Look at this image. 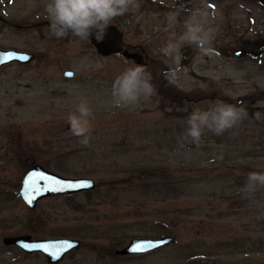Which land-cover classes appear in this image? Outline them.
I'll return each instance as SVG.
<instances>
[{"label": "rangeland", "instance_id": "obj_1", "mask_svg": "<svg viewBox=\"0 0 264 264\" xmlns=\"http://www.w3.org/2000/svg\"><path fill=\"white\" fill-rule=\"evenodd\" d=\"M142 1L137 13L111 23L148 53L137 49L156 94L124 107L114 103L112 83L142 63L102 56L90 40L57 39L45 26L28 28L46 20L47 0H0V48L36 54L30 64L0 71V264H264V188L251 198L241 192L248 173L264 171V7L259 0H207L221 53L193 56L170 81L161 64L171 61L159 49L178 0ZM239 49L256 56L224 53ZM65 69L75 75L65 77ZM239 97L248 113L241 124L221 136L205 131L199 146L179 148L195 107ZM81 99L93 111L88 147L66 123ZM35 164L97 186L30 208L19 191ZM26 234L81 245L51 263L4 243ZM167 235L175 242L160 249L118 252L134 238Z\"/></svg>", "mask_w": 264, "mask_h": 264}, {"label": "clouds", "instance_id": "obj_2", "mask_svg": "<svg viewBox=\"0 0 264 264\" xmlns=\"http://www.w3.org/2000/svg\"><path fill=\"white\" fill-rule=\"evenodd\" d=\"M178 0L166 14L167 35L159 51L166 57L165 75L170 81L175 80L182 71L185 59L182 49L190 47L199 58L211 55L215 50L213 42L216 28L208 12L207 0ZM138 0H47L44 5L49 32L57 39L69 36L88 41L95 38L103 42L111 22L126 13H137ZM137 21L140 16L134 17ZM151 73L142 65L124 68L116 76L111 87V96L118 106L132 107L141 99L151 98L156 94ZM248 116L243 106L217 99L206 109L195 107L186 118V129L177 137L179 148L186 144L199 146L205 131L216 136L236 128ZM93 111L86 99H81L66 117L70 133L79 139V143L88 147L93 130L91 119ZM264 188V171L248 173L241 192L246 198Z\"/></svg>", "mask_w": 264, "mask_h": 264}, {"label": "water", "instance_id": "obj_3", "mask_svg": "<svg viewBox=\"0 0 264 264\" xmlns=\"http://www.w3.org/2000/svg\"><path fill=\"white\" fill-rule=\"evenodd\" d=\"M259 2L264 7V0H259ZM90 42L95 46L97 52L102 56H109L112 54H122L125 58L133 59L137 64L142 63L143 57L141 54L130 53L128 51L129 45L124 40V33L115 24H111L109 26V28L107 30V36L105 37L103 42H97L94 37L90 39ZM215 51H217L218 53H221V51L219 49H215ZM7 53H12L13 59L6 60L3 63H0V71H1V68L3 66L8 65L10 63L17 62L19 64H30L36 58V55L33 52H28V51L14 49V48H8V49L0 48V58H2ZM224 53L225 54L232 53L236 57L240 58V57L244 56L246 53H248V51L241 50V49H239V50H226ZM249 54L252 57L256 56V53H253V52H249ZM21 56H27V57H29V59L22 60V59H20ZM68 72H71L73 75L75 73V71H73V70H67V71H65L66 77H72L73 76V75L72 76L66 75V73H68ZM244 102H245L244 98L239 97L237 99L236 103H234V104H238V105L242 106L244 104ZM33 172H42V173L47 174L49 176L57 177L64 182H72V183L83 182V183L89 184L90 186L86 187V188H71V189L66 188L63 191H57V192L47 191V192H40V193H31V194L36 196V199L33 201L32 204H29V203H27V195L30 194V190L25 189V180L29 176V174H31ZM38 183H46V182H38ZM96 186H97L96 182L92 178H88V177H66V176H62L56 172H53L51 170L46 169L41 164H35V165H33V167H31V169H29L27 171V173H26V175L22 181V186L20 188L19 195L22 198V200L28 205V207L35 208L37 206L38 202L45 197L72 195V194H76V193H80V192H87V191L94 190L96 188ZM66 242L72 243L73 247L71 249H69L68 251H66L61 256V258L58 260H54L49 254L45 253L41 249H29V248L24 247L25 244L32 245V244H43V243H66ZM173 242H175V237L171 236V235L160 237V238H134L130 241V243L123 250L118 251V252L121 254H143V253H147L150 251L160 249V248L165 247L169 244H172ZM4 243L6 245H15V246L19 247L20 249H22L23 251H25L26 253H34V252H38V251L43 252L47 256L49 262H51V263L59 262L60 260L63 259V257L67 253H69L70 251H72L73 249H75L81 245V241L79 239H74V238H69V237L34 239V238H32L31 235H28V234L5 237ZM136 244L145 245L147 247V250L142 251V252L131 251V249ZM148 246H150V247H148Z\"/></svg>", "mask_w": 264, "mask_h": 264}, {"label": "snow or ice", "instance_id": "obj_4", "mask_svg": "<svg viewBox=\"0 0 264 264\" xmlns=\"http://www.w3.org/2000/svg\"><path fill=\"white\" fill-rule=\"evenodd\" d=\"M13 59L12 53H7L2 58H0V63H3L6 60ZM20 59L27 60L29 57L21 56ZM68 76H72L71 72L66 73ZM38 182H46V183H38ZM90 185L87 183H72V182H64L61 179L53 176H49L42 172H33L29 174V176L25 180V189L30 190V194L27 195V203L32 204L36 199V196L31 193H40V192H57L63 191L68 188H86ZM25 248L29 249H41L45 253L49 254L54 260H58L61 256L73 247L72 243H43V244H32L24 245ZM150 247V246H148ZM147 247L143 244H136L131 251L133 252H142L146 251Z\"/></svg>", "mask_w": 264, "mask_h": 264}, {"label": "flooded vegetation", "instance_id": "obj_5", "mask_svg": "<svg viewBox=\"0 0 264 264\" xmlns=\"http://www.w3.org/2000/svg\"><path fill=\"white\" fill-rule=\"evenodd\" d=\"M111 24H113V23H111ZM48 25H49V21L46 19V20H43V21H40V22H34V23H31V24H28L27 26H28V28H31V26L32 27H38V28H42L43 26H45V27H47L48 28ZM116 25V24H115ZM121 30V29H120ZM70 37V36H69ZM69 37H67V38H69ZM64 39H66V38H64ZM124 40H125V37H124ZM125 42L129 45V47H128V51L130 52V53H137V52H139L137 49H140V51H142V53H145V56L147 57H149V55H148V53H146V51H145V49L143 48V47H141L140 45H138V44H136V45H133V44H131V43H129V42H127L126 40H125ZM213 48H214V50H215V46H213ZM5 49V48H4ZM6 49H8V48H6ZM15 49V48H14ZM20 50V49H19ZM24 51H27V50H24ZM28 52H32V51H28ZM182 52H183V55L185 56V59L182 61V66H184L186 63H189L190 62V60L192 59V57L193 56H195V53L193 52V50L192 49H190L189 47H185L184 49H182ZM34 53V52H33ZM213 53H218L217 51H214ZM36 55V54H35ZM204 58H206V59H208L209 58V56H206V57H204ZM158 61H160V60H158ZM15 63H17V62H15ZM160 63V62H159ZM142 64H143V66L144 67H146L147 66V64L143 61L142 62ZM162 65V70L164 71V69H165V65H164V63L163 64H161ZM67 70H71V69H65L64 70V76H65V71H67ZM74 75H75V73H74ZM73 75V76H74ZM72 76V77H73ZM66 77V76H65ZM67 78H71V77H67ZM59 238V237H58ZM70 238V237H69ZM25 252V251H24ZM34 253H42L43 255H45L43 252H40V251H38V252H34ZM45 257L47 258V256L45 255ZM48 259V258H47Z\"/></svg>", "mask_w": 264, "mask_h": 264}, {"label": "trees", "instance_id": "obj_6", "mask_svg": "<svg viewBox=\"0 0 264 264\" xmlns=\"http://www.w3.org/2000/svg\"><path fill=\"white\" fill-rule=\"evenodd\" d=\"M154 2L153 0H145V3H147V2ZM142 3H144V0L142 1ZM153 4V3H152Z\"/></svg>", "mask_w": 264, "mask_h": 264}]
</instances>
